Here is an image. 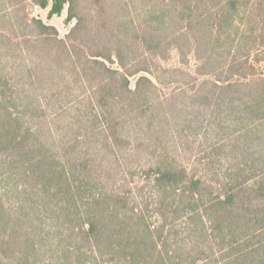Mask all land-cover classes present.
I'll list each match as a JSON object with an SVG mask.
<instances>
[{
    "label": "trees",
    "instance_id": "obj_1",
    "mask_svg": "<svg viewBox=\"0 0 264 264\" xmlns=\"http://www.w3.org/2000/svg\"><path fill=\"white\" fill-rule=\"evenodd\" d=\"M33 2L72 26L0 0V264H264V0Z\"/></svg>",
    "mask_w": 264,
    "mask_h": 264
},
{
    "label": "rangeland",
    "instance_id": "obj_2",
    "mask_svg": "<svg viewBox=\"0 0 264 264\" xmlns=\"http://www.w3.org/2000/svg\"><path fill=\"white\" fill-rule=\"evenodd\" d=\"M13 3H16V5L19 6L18 8L24 9V11H22V15H26L28 17H32V16L40 17V18L44 19L46 22H50V23L54 24L56 26V28L59 30L61 37H65L66 34L70 31V28L72 25L66 23L67 9H65L63 11L62 15L54 16L52 19H49L48 18V12H49L50 8H47V9L40 8L38 5H36L33 2V0H3V5L1 8L2 9L9 8L10 6H12ZM89 6H92L91 3L89 4ZM131 9H132L133 13H135V6H132V4H131ZM94 10H96V9L95 8L92 9L91 12ZM8 17H11V16L8 15ZM177 59L178 58L174 55L173 58L171 59V61H169L168 63L167 62L164 63L165 61H163V65L166 67H174L177 65L180 66V64H178ZM67 76H68V79L65 82L66 85H69V86L76 88L75 93L80 94L82 91L81 90L82 85L77 82L78 76L75 75L74 73H71V72H68ZM169 76L165 75L164 78H168ZM179 78L182 80V77H180V76H175L173 79H179ZM134 82H135V78H132V85H134ZM86 86L88 88L90 86V84L87 82ZM174 87H177V82L175 80L170 85L160 86V89L162 90V92L160 90L159 94L162 96L164 94L170 95L169 93L172 91V89Z\"/></svg>",
    "mask_w": 264,
    "mask_h": 264
}]
</instances>
